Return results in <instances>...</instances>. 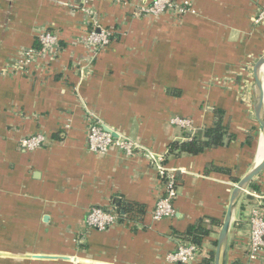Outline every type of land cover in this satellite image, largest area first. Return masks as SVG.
Listing matches in <instances>:
<instances>
[{
	"label": "crops",
	"instance_id": "crops-1",
	"mask_svg": "<svg viewBox=\"0 0 264 264\" xmlns=\"http://www.w3.org/2000/svg\"><path fill=\"white\" fill-rule=\"evenodd\" d=\"M176 1L191 11L135 17L152 0H0V264H174L168 256L202 221L211 233L201 248L214 258L236 181L263 149L252 92L264 58V21L257 23L264 0ZM93 29L114 33L97 54L86 45ZM44 32L58 38V56L9 75L26 51L40 48ZM216 109L224 111L231 143L169 155L171 144L190 140L173 119H190V136L203 139ZM90 115L151 155L91 152ZM34 136L46 144L24 150L21 141ZM159 159L178 172L179 184L175 216L156 222L152 213L165 191ZM254 184L264 194V172ZM248 192L228 264H264V249L248 259ZM126 206L135 210L129 215ZM93 208L117 210L122 220L89 230Z\"/></svg>",
	"mask_w": 264,
	"mask_h": 264
},
{
	"label": "built area",
	"instance_id": "built-area-1",
	"mask_svg": "<svg viewBox=\"0 0 264 264\" xmlns=\"http://www.w3.org/2000/svg\"><path fill=\"white\" fill-rule=\"evenodd\" d=\"M191 11L188 3H178L176 0H153L150 4L140 7L134 12L135 17L140 16H161L164 14H174L176 16L185 15ZM264 21V10H262L257 18V23ZM112 32L107 30L93 29L86 36V45L90 51L97 54L111 43ZM40 48L38 50H29L17 61L14 69L9 75L23 73L26 66L41 56L56 58L59 51L58 38L50 32H44L38 38ZM88 149L96 154H107L111 149L118 148L129 157L135 156L137 153L151 155L139 143L129 137L118 135L114 138L110 132L104 129L103 124L97 117L90 115L88 118ZM173 124L181 128L187 133L192 132V122L190 119L175 118ZM112 130V129H111ZM46 144V140L42 136H34L21 141V147L24 150H36ZM156 161V160H155ZM163 159H159L157 168L159 175L164 184L165 191L156 203L152 213L154 221L173 218L175 216V200L178 197V172L168 169L163 164ZM251 197L253 207L250 211L249 227H250V246L248 250V259L254 260L257 255L264 249V194L251 192L247 194ZM132 220V218H130ZM130 219H127L130 220ZM122 217L117 210L111 211L105 208H93L85 218L86 227L89 230L99 232L107 231L109 228L117 224ZM201 247H197L191 243H182L177 247L175 252L168 256V260L174 264H189L203 253Z\"/></svg>",
	"mask_w": 264,
	"mask_h": 264
},
{
	"label": "water",
	"instance_id": "water-1",
	"mask_svg": "<svg viewBox=\"0 0 264 264\" xmlns=\"http://www.w3.org/2000/svg\"><path fill=\"white\" fill-rule=\"evenodd\" d=\"M264 67V58H262L256 65L254 70V87L252 92V109L254 117L259 125V132L263 143L264 152V75L262 68ZM107 132H110L114 138L118 137V134L111 130L109 127L104 126ZM264 172V154L262 161L257 164L240 182L236 185L233 194L230 198L229 205L226 211L225 218L221 224L219 231L216 250L214 253L213 264H228L227 253L229 247V239L237 210L240 202L244 198L245 194L251 189L256 178H258Z\"/></svg>",
	"mask_w": 264,
	"mask_h": 264
},
{
	"label": "trees",
	"instance_id": "trees-1",
	"mask_svg": "<svg viewBox=\"0 0 264 264\" xmlns=\"http://www.w3.org/2000/svg\"><path fill=\"white\" fill-rule=\"evenodd\" d=\"M153 1V0H152ZM114 38V33L111 36V41ZM39 47V46H38ZM37 47V48H38ZM224 111L216 109L214 110V122L211 127L205 130L203 139L193 138L187 133V138L190 139L184 143H173L169 146V155L181 156V155H200L206 151L218 149L224 147L226 144L231 143L235 136L231 134L227 127L223 125ZM218 171L225 172L226 170L215 167ZM239 183V181H236ZM252 192H259V188L253 184L251 186ZM122 210L129 214L135 209L129 206L124 207ZM130 215V214H129ZM212 226H220L217 221L211 222ZM210 230L207 228L206 223L203 221L188 228L184 237L187 242L194 244L197 247H202L203 242L209 237ZM209 257V256H208ZM214 258L204 257L199 264H213Z\"/></svg>",
	"mask_w": 264,
	"mask_h": 264
},
{
	"label": "bare ground",
	"instance_id": "bare-ground-1",
	"mask_svg": "<svg viewBox=\"0 0 264 264\" xmlns=\"http://www.w3.org/2000/svg\"><path fill=\"white\" fill-rule=\"evenodd\" d=\"M262 72H263V75H264V67L262 68ZM263 104H264V94H263ZM261 144H262V143H261ZM263 154H264V152H263V149H262V150H261V153H260V156H259L258 161H257L256 164H259V163L262 161V159H263Z\"/></svg>",
	"mask_w": 264,
	"mask_h": 264
},
{
	"label": "rangeland",
	"instance_id": "rangeland-1",
	"mask_svg": "<svg viewBox=\"0 0 264 264\" xmlns=\"http://www.w3.org/2000/svg\"><path fill=\"white\" fill-rule=\"evenodd\" d=\"M251 198V197H250Z\"/></svg>",
	"mask_w": 264,
	"mask_h": 264
}]
</instances>
